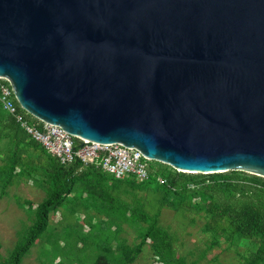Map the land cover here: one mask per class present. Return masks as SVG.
Instances as JSON below:
<instances>
[{"label": "water", "instance_id": "1", "mask_svg": "<svg viewBox=\"0 0 264 264\" xmlns=\"http://www.w3.org/2000/svg\"><path fill=\"white\" fill-rule=\"evenodd\" d=\"M0 77L77 138L264 178V0H0Z\"/></svg>", "mask_w": 264, "mask_h": 264}, {"label": "trees", "instance_id": "2", "mask_svg": "<svg viewBox=\"0 0 264 264\" xmlns=\"http://www.w3.org/2000/svg\"><path fill=\"white\" fill-rule=\"evenodd\" d=\"M2 139L12 144V150L5 164L0 165V199L15 179L25 176L46 193L38 205L30 200H18V205L29 214L31 224L19 233L4 264H22L38 242L62 246V241L64 244L73 241L77 248V253L68 256L69 264H134L148 245L156 264H189L175 250V235L161 225L163 209L203 216L202 233L210 237V249L226 244L241 256L243 264H264V178L243 172L186 174L163 165L157 170L152 168L156 176L167 181L160 184L155 176L142 182L134 178L119 180L94 166L78 162L63 165L27 135L0 102ZM25 146L33 147L37 151L36 159L44 160L46 167L33 165L29 161L32 158L26 161ZM78 184L89 188L92 195L101 191L99 196L93 195L100 198V204L94 208L99 218L88 214L92 205L79 203L75 196ZM121 185L156 195V202L150 206L152 212L140 200L132 203L122 200L117 195ZM105 186L111 187L113 194H103ZM66 204L70 217L84 209L85 227L77 222L70 228L55 230L51 215ZM124 225L135 230L132 244L121 236ZM56 253L54 263L62 255L61 247L56 248ZM58 264H63V260Z\"/></svg>", "mask_w": 264, "mask_h": 264}, {"label": "rangeland", "instance_id": "3", "mask_svg": "<svg viewBox=\"0 0 264 264\" xmlns=\"http://www.w3.org/2000/svg\"><path fill=\"white\" fill-rule=\"evenodd\" d=\"M28 118L33 122L36 120L29 114ZM11 150L12 144L7 139L0 140V165L5 164ZM36 153L37 151L33 147H24L23 155L26 161L32 158V160L29 161L33 165L39 167L45 166L46 163L44 160L36 159ZM151 166L153 169L157 170L162 167L163 164L151 162ZM126 187V185H121L120 188L122 190L117 194L122 200L129 203L140 200L144 203L146 210L152 212L150 206L156 202V195L147 191H133L128 188L126 189ZM98 192L99 193H96L95 191L93 195L99 196L101 191L98 190ZM108 192L113 194L111 187L105 186L103 188V194H107ZM93 195L90 194L89 188H86L83 184L76 185L75 196L80 199L79 203L92 205L90 212H87L90 216L97 219L99 216L95 213L94 208L97 204H100V198L94 197ZM45 197V191H43L33 179L25 176L15 179L14 184L9 187L6 195L0 199V264H4L9 257L18 240L19 233L24 231L25 228L31 224L29 214L18 205V200H30L34 205H38ZM63 215L65 220H63ZM85 217L84 209L80 211V213H77L75 217H70L66 204L62 209L55 211L51 215V224L56 227V231H61L64 227L70 228L77 222L82 227H85ZM59 222H62L63 226L60 225ZM204 222L203 216L194 213H177L169 209H163L161 214V225L170 229L175 235V250L177 254L185 256L189 264H243L241 256L235 249L229 248L226 244L213 249L209 248L210 237L202 233ZM51 229L52 228H50V231ZM121 236L132 244L135 240L136 233L133 228L124 225V231L121 232ZM61 245L62 246L56 245L55 243L53 244V242L48 244L38 242L24 258L22 264H58V262L62 260L63 264H69V260H67L68 256L71 253H77L76 245L73 241H68L66 244L62 241ZM59 247L62 249V255H60L59 259L54 263L53 260L57 255L56 248ZM134 264H156L150 245L146 246L143 254Z\"/></svg>", "mask_w": 264, "mask_h": 264}, {"label": "built area", "instance_id": "4", "mask_svg": "<svg viewBox=\"0 0 264 264\" xmlns=\"http://www.w3.org/2000/svg\"><path fill=\"white\" fill-rule=\"evenodd\" d=\"M0 102L27 135L63 165L78 162L83 166H94L119 180L134 178L142 182L155 176L160 184L167 182L165 178L155 175L151 166L153 161L137 149L119 143H91L71 135L61 126L37 119L33 122L28 118L29 113L18 103L10 81L3 77H0Z\"/></svg>", "mask_w": 264, "mask_h": 264}]
</instances>
